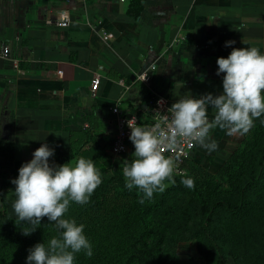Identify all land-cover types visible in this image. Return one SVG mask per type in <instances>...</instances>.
Returning <instances> with one entry per match:
<instances>
[{"label":"crops","instance_id":"1","mask_svg":"<svg viewBox=\"0 0 264 264\" xmlns=\"http://www.w3.org/2000/svg\"><path fill=\"white\" fill-rule=\"evenodd\" d=\"M62 14L66 26L57 24ZM251 47L264 55V0H0V206L14 203L11 181L42 144L53 156L78 147L86 159L98 145L118 163L130 144L125 154L109 151L111 108L215 97L223 91L217 58ZM214 115L209 106L210 122ZM83 130L90 139L81 143ZM247 134L211 129L217 149L196 143L184 166L224 161Z\"/></svg>","mask_w":264,"mask_h":264},{"label":"rangeland","instance_id":"2","mask_svg":"<svg viewBox=\"0 0 264 264\" xmlns=\"http://www.w3.org/2000/svg\"><path fill=\"white\" fill-rule=\"evenodd\" d=\"M259 143H264V128L257 135L249 132L236 151L220 163L184 166L182 174H174L175 184L165 181L167 188L162 193H154L153 198L143 204L139 203L138 189L134 188L132 195L123 188V161L133 158L131 143L127 158L118 163L113 159L110 166L100 172L102 183L87 204L70 202L64 218L85 226L84 235L93 252L90 258L80 252L82 258L74 264H122L132 251L139 256V264H214L212 255L208 261L201 252L198 204L181 180L192 178L194 188L206 200L218 198L233 202L237 197V181L248 177L246 160ZM244 198L245 206L240 212L228 213L222 209L213 212L210 231L231 264H264V179L252 188L250 184ZM152 203H157L158 207L151 212V236L163 238L160 242L149 241L147 245L135 243L142 230L136 216L142 207ZM12 205L0 206V234L9 236L0 250V264H26L28 250L38 243L47 247L52 238L59 237V230L45 217L34 232L24 235L23 232L33 226L19 222Z\"/></svg>","mask_w":264,"mask_h":264},{"label":"clouds","instance_id":"3","mask_svg":"<svg viewBox=\"0 0 264 264\" xmlns=\"http://www.w3.org/2000/svg\"><path fill=\"white\" fill-rule=\"evenodd\" d=\"M234 43L228 41L225 47ZM216 64V75L223 73L222 93L215 97L212 94L200 98L189 96L173 103L168 108L170 122L167 115L162 117L168 123V131L161 130L160 125L150 130L137 126L134 121L128 122L134 153L130 161H123V177L125 188L129 191L136 188L141 193L139 203L151 200L154 193H162L168 186L165 181L175 184L176 163L162 154V145L172 147L180 137L212 152L218 145L214 140L208 142L211 129L219 127L229 135L247 134L254 121L264 115V55L260 50L232 48L228 57L217 58ZM209 106L215 110L211 122ZM53 155L54 150L42 144L11 181L15 185L14 213L19 222L33 226L23 234L34 232L45 217L59 230V237L52 238L47 247L38 243L28 250L26 264H74L77 253L83 251L89 258L93 255L92 245L84 235L85 226L64 216L70 202L78 205L89 202L102 183L101 173L93 160L84 157L76 160L74 166L69 162L50 165L49 158ZM181 183L189 189L195 186L190 177L182 179Z\"/></svg>","mask_w":264,"mask_h":264},{"label":"trees","instance_id":"4","mask_svg":"<svg viewBox=\"0 0 264 264\" xmlns=\"http://www.w3.org/2000/svg\"><path fill=\"white\" fill-rule=\"evenodd\" d=\"M152 97L148 99L146 107H148L149 102ZM261 120H264V115H262L259 119L254 121V126L250 129L249 132L255 133V135L259 134L262 128H264V123H261ZM141 126V123H139ZM84 138L81 143H84L86 140L90 139L87 136V132L83 130ZM248 135V134H247ZM246 137V136H245ZM244 139V138H243ZM242 142V141H241ZM241 144V143H240ZM237 149V148H236ZM236 149L229 154V156L236 151ZM83 152V151H82ZM94 155L90 158L93 160L96 168L99 172L105 170L110 166V158L107 154L100 148L98 145H95ZM80 151L77 148H74L70 151V153L66 155L53 156L49 158V164L60 166L65 164L66 162H70L71 159L77 156V158H81ZM228 156V157H229ZM248 177L244 178V180L237 181L236 184V200L233 202L224 200V199H209L206 200L201 197L199 192L193 188L190 189V192L193 198L196 200L198 204L199 213L201 215L200 220V230L202 236H200L201 243V252L206 260H210V255L214 257V264H231L227 258V254L221 245L218 243L217 237H215L210 231L209 223L211 219V215L218 209H222L228 213H237L243 210L245 206V195L246 190L251 184V188L254 185H257L261 180L264 179V143L255 144L251 149V156L246 160ZM126 193H130L134 195V191H129L123 185ZM157 203L148 204L142 207L136 219L138 223L142 226V230L140 235L135 240V243H140L141 245H147L149 241L155 240L156 242H160L163 236H151L153 234L151 230L152 221H151V212L154 211L158 206ZM4 234H0V250L7 243L9 236H3ZM134 245V244H133ZM82 256L77 253L75 255V260H81ZM140 258L139 256L132 251L124 260L122 264H139Z\"/></svg>","mask_w":264,"mask_h":264},{"label":"built area","instance_id":"5","mask_svg":"<svg viewBox=\"0 0 264 264\" xmlns=\"http://www.w3.org/2000/svg\"><path fill=\"white\" fill-rule=\"evenodd\" d=\"M57 24L60 26H66V15L62 14ZM7 53V46H3L1 49V55L5 56ZM97 85L98 78L94 75L89 82V92L91 96L95 94ZM161 101L162 103H160ZM168 108L170 107L168 106L166 99L161 96L152 97L148 107L144 110L137 109L136 111L121 112L115 107L111 108V111L115 114V131L111 137L109 151L112 154H121L127 149L128 145L131 144V141L129 140V121H134L137 126L141 123L142 127L150 130L156 129V126L160 125L161 130L168 131V123L162 119L163 116L167 115L170 122L171 113L168 111ZM195 144L196 143L194 142L177 137V142L174 146H161L162 154L166 158H172L176 163V170L174 174L183 173L185 161L190 158Z\"/></svg>","mask_w":264,"mask_h":264}]
</instances>
